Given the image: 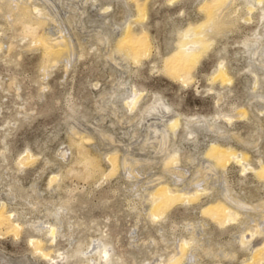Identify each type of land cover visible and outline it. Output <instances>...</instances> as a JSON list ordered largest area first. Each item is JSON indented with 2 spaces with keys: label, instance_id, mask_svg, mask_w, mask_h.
I'll list each match as a JSON object with an SVG mask.
<instances>
[{
  "label": "rangeland",
  "instance_id": "rangeland-1",
  "mask_svg": "<svg viewBox=\"0 0 264 264\" xmlns=\"http://www.w3.org/2000/svg\"><path fill=\"white\" fill-rule=\"evenodd\" d=\"M25 1L49 18L36 32L64 35L74 53L43 71L41 47L20 25L10 27L9 0H0V207L20 226L0 230V264H165L183 241L182 264L247 261L251 251L240 238L251 244L262 238L247 229L264 232V210L237 208L236 219L222 225L201 210L225 195L248 206L264 204V180L234 163L204 170L203 152L217 142L243 150L252 166L264 162V99L257 96H264V66L251 61L254 39L264 33V0H233L238 15L208 32L210 45L186 84L163 70V60L189 23L205 19L200 6L206 0H139L144 17L135 0ZM126 25L145 31L147 57L113 54ZM260 40L264 44V36ZM222 59L231 83L212 77ZM248 69L256 73L257 88ZM134 89L138 96L128 108L123 97ZM238 111L246 117H215ZM173 118L180 119L175 130L155 131ZM77 141L101 171L88 175ZM26 151L32 158L19 164ZM172 153L180 158V174L165 170ZM109 154L119 161L113 170ZM161 182L205 191L150 217L149 193ZM100 247L107 249L106 260Z\"/></svg>",
  "mask_w": 264,
  "mask_h": 264
},
{
  "label": "bare ground",
  "instance_id": "bare-ground-1",
  "mask_svg": "<svg viewBox=\"0 0 264 264\" xmlns=\"http://www.w3.org/2000/svg\"><path fill=\"white\" fill-rule=\"evenodd\" d=\"M253 1L259 3L262 0ZM134 2H136V6L138 8V16L144 17V3L139 2V0H135ZM234 4L235 3L233 0H206V2H203L200 7H205L207 10L205 19L200 21L199 23H189L187 25V27L183 30V36L178 41L175 49L164 58L163 70H165V72H168V74L170 73L178 80L182 81V83H188L192 78L190 72V70L192 69L191 66L198 61L199 57L202 56L204 52H206V49L210 45L211 39L207 37L209 35L208 32L218 30L221 25L228 23V21L230 22V20L234 19L235 16L238 15V7H235L234 9ZM7 14L11 16L10 19H8L10 27L20 25L23 29L22 33L25 32L26 34H29V36L31 35L32 41L34 43H37L41 47L42 60L44 64L43 71H46L48 68L54 66L61 60L67 61L73 55V45H71V43L68 41V39H66V37H64V35H57L53 37L52 35L47 34L44 30L39 33L36 32L38 27H43L46 21L49 20V18L47 20L48 16H46V12H44L41 8H37L35 6L32 7L25 0H9V2L7 3ZM262 19H264V13L262 14ZM262 27H264V24ZM263 36L264 33L254 39L255 45L252 52L253 60H251L258 62L259 65L261 64L262 66H264V59L261 58L262 56L259 57L260 54L258 55L257 53L261 52L264 57V44H260V38ZM150 47V41L145 35V31L142 30L139 33H135L130 26L126 25L121 35L118 37V40L115 43L114 50L112 51L115 52L113 54L124 55L127 59L137 61L141 57H147V55H149ZM224 63V59L218 62L217 67L213 70L212 77L219 79L220 82L231 83L233 77L225 69ZM195 65L196 64H194V66ZM250 69H248V71L250 72V74L254 75L253 87L257 88L259 85L258 78L256 76V73L252 71L254 69ZM131 94H126L123 97L124 104L128 108L131 104L135 103L138 96L135 89ZM257 96L260 99H264V96L262 95ZM153 105L154 103L150 104L149 106H147V109L151 108ZM164 107L168 108L167 105H164ZM220 116L225 118L227 121H230L234 116L246 117L244 111H238L235 114L216 112L215 117L218 118ZM178 118L170 119L168 122V127H162V129H156L155 131H159L160 134H163L169 132L170 130H175L180 121V119ZM203 119L197 120L203 122ZM184 121L187 123V121H189L188 117H185ZM209 128L211 129V127ZM212 128L214 127L212 126ZM193 132V130H188L189 134H192ZM240 140L245 142V139L241 138ZM77 145L80 146L79 152L82 154L81 161L86 164L88 175L101 171L97 159L87 154L84 146L79 144L78 141ZM203 153L204 157L206 158V164L203 166L204 170L205 168L216 170L219 167L223 169L227 164L234 163L240 167L241 172L249 170L253 172L256 177L260 178V180H264V162L261 159H257L256 165L252 166L248 161L246 153L243 150L237 151L231 146H225L220 143L213 142L208 145ZM113 155L114 154H109L106 156L107 160H109L111 164L112 170L119 163L118 159ZM30 158H32V154L29 151H26V153L21 156L17 160V162L19 164H23ZM166 162L167 163L165 166V170L167 172L172 174L181 173L179 168L180 158L177 153H172L168 157ZM126 164L127 161L124 160L122 162V165L125 166ZM200 170L198 169L196 173ZM56 177V174L51 175L49 178V183H51ZM193 189L195 188H192L191 191H184L177 187H170L166 182L156 184L149 193L150 217H162L165 208H169L167 206H171L173 202L177 200H179L178 202H180L181 200L182 203H189L190 200H194L197 196H199L202 192L204 193L205 191V188H203V191H192ZM224 200L225 201H221L219 199L215 203H207L202 208L201 212L204 214H209V217H211L215 222L222 225L228 221L236 219L239 214L237 208L242 209L247 207H258L264 210V204L248 206L244 201H241L239 198L233 197L232 195H225ZM19 227V224L11 218V212L9 213L5 211L3 206H1L0 230H5L6 232L17 231ZM258 227H249L247 229L248 231H250V236H252L253 234H259L262 236V238L255 244H251L250 240H245L244 236L240 238V243L247 246L251 251V256L247 261H244L243 264H261L262 262V259L264 257V232L262 229H260V227ZM46 231L51 235L52 238H54L57 234L55 227L50 224L47 226ZM31 242L32 245H34V248L41 252L42 255L48 257L49 259H53L48 254H46V252L42 251L40 242H38V240H31ZM185 246V241L180 243L178 245V253L165 264H182L183 259L187 256L185 252ZM98 250L100 258L106 260V257L108 256L106 247H100ZM86 264H91V262H86ZM96 264L109 263L96 262Z\"/></svg>",
  "mask_w": 264,
  "mask_h": 264
}]
</instances>
